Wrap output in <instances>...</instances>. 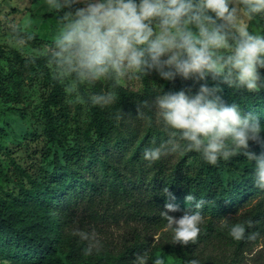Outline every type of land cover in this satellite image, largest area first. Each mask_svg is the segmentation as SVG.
<instances>
[{
	"label": "clouds",
	"instance_id": "9594fccd",
	"mask_svg": "<svg viewBox=\"0 0 264 264\" xmlns=\"http://www.w3.org/2000/svg\"><path fill=\"white\" fill-rule=\"evenodd\" d=\"M56 26L46 49L59 79L81 83L142 80L151 77L164 88L144 108L152 112L164 138L144 147L142 159L152 165L164 157L198 153L216 165L236 155L254 163L253 183L264 192V121L240 104L228 102L226 90L264 91V30L253 22L264 19V0H44ZM13 32L14 24L9 25ZM31 36L16 43L26 44ZM111 91L90 97L93 106L113 102ZM143 115V113H139ZM166 231L181 247L198 239L206 201L185 196L191 210L182 215L176 197L164 188ZM226 219V218H225ZM245 222L233 223L229 235L244 238ZM89 240L85 255L103 243L95 229H76ZM259 233H249L256 239ZM94 242V243H93ZM131 264H171L164 255L137 253ZM188 264H200L197 259Z\"/></svg>",
	"mask_w": 264,
	"mask_h": 264
},
{
	"label": "trees",
	"instance_id": "16d2710c",
	"mask_svg": "<svg viewBox=\"0 0 264 264\" xmlns=\"http://www.w3.org/2000/svg\"><path fill=\"white\" fill-rule=\"evenodd\" d=\"M257 22L260 30H264V19ZM21 36H31L27 41L36 47L43 43L36 36L24 33ZM2 56L0 52V59ZM10 62L9 76L0 79V94L17 101L22 85L39 79L49 90L40 117L53 155L51 169L39 177L12 162V174L8 178L1 162L4 151L0 143V174L13 183L11 189L0 185V264H131L137 253L148 252L145 244L134 242L125 245L116 255L91 257L85 255L86 240L73 235L81 210L95 212L105 198L132 200L142 207L144 219L163 226L167 223L161 215L166 202L164 188L175 194V203L181 211L170 214L177 216L186 208L191 210V204L185 201V196L191 193L197 200L206 201L201 209L206 221L201 235L205 238L214 231L216 221L236 215L252 199L264 200V192L253 183L254 163L243 155L221 160L216 165L208 164L196 152L179 154V160L174 163L168 157L152 165L142 159L144 147L164 138L160 125L155 123L152 112L144 108L143 102L150 101L164 88H178L179 82L175 86L165 84L159 91L147 84L143 92L138 93L108 79L105 88L113 93L114 101L103 107L93 106L90 96L85 95L91 118L81 132V139L70 145L66 139L69 119L66 87L62 79L54 76L47 55L25 57L13 50ZM143 81L146 84L145 78ZM7 86L16 92H9ZM95 87L103 93L101 87ZM224 96L228 102L240 104L245 111L257 113L264 121V91L226 90ZM13 110L26 117L22 110ZM145 119L149 120L146 125L142 122ZM252 150L260 153L264 147L252 145ZM190 160L198 161L193 173L187 171ZM226 169L239 173L240 177L226 183L222 177ZM237 222L246 225L245 236L240 240L229 235V228ZM237 222L227 225L224 236L239 252L250 242H258L264 234V206L257 204ZM249 233L259 235L253 240L248 238ZM195 246L196 242L190 241L183 247L161 245L156 249L181 257L183 264H188L194 259Z\"/></svg>",
	"mask_w": 264,
	"mask_h": 264
},
{
	"label": "rangeland",
	"instance_id": "374dc122",
	"mask_svg": "<svg viewBox=\"0 0 264 264\" xmlns=\"http://www.w3.org/2000/svg\"><path fill=\"white\" fill-rule=\"evenodd\" d=\"M44 0H0V52L3 53L0 59V79L7 78L10 74V59L12 51L16 50L25 57L46 56V49L51 41L56 26L54 13L45 11ZM260 30L259 23L253 22ZM14 24L17 31L13 32L9 25ZM28 34L40 38L43 43L36 47L30 42L20 46L16 43L22 35ZM54 76L55 68L49 64ZM57 77V76H56ZM144 79V78H143ZM142 80L121 81L120 84L134 92L142 93L145 85L159 91L165 84L162 81L145 77L146 84ZM67 93V104L69 119L66 123V139L70 145L81 139V132L90 121L91 113L86 105L84 96L99 94L95 85L101 87L103 93L108 80L102 82L81 83L71 79H62ZM11 93L16 90L10 86ZM47 87L42 79L27 82L18 91V100L4 94H0V143L3 145L1 162L4 174L8 178L12 174V162L19 164L35 177H39L45 171L51 169L50 161L53 155L51 145L45 140L44 125L40 117L44 99L48 93ZM112 93V92H111ZM113 94V93H112ZM15 96V95H13ZM154 97L150 98V101ZM18 108L25 112L23 118ZM145 125L148 119L142 121ZM179 154L168 156L173 163L179 160ZM198 167V161L190 160L187 165L188 173H193ZM0 174V185L4 189L13 188L5 176ZM222 177L226 183L232 182L240 177L239 173L229 170L222 171ZM257 204L264 206L262 198L252 199L249 205H245L239 213L231 215L227 219L216 221L213 225L214 231L208 237L202 236V232L196 242L193 258L200 261V264H215L216 262H227L236 264H264V234L258 242H250L241 251L237 252L235 246L229 244L224 232L228 224L237 222L244 214ZM142 207L132 200L114 201L112 198H105V201L91 212L85 208L81 210L80 218L74 230L81 229L91 231L95 229L103 247L99 251L93 250L94 255H116L127 244L140 242L147 247L150 258L157 255L167 256L171 264H183L181 257L157 250L161 245L177 246L172 241V233L166 231V224L160 226L154 221H148L142 217ZM177 216V215H176ZM206 221L200 225L204 226ZM89 247L90 241L86 240ZM94 243V242H93Z\"/></svg>",
	"mask_w": 264,
	"mask_h": 264
}]
</instances>
